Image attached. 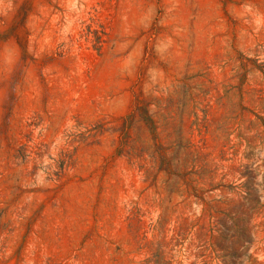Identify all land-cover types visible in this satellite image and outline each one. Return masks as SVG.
I'll return each mask as SVG.
<instances>
[{"label": "rangeland", "instance_id": "1", "mask_svg": "<svg viewBox=\"0 0 264 264\" xmlns=\"http://www.w3.org/2000/svg\"><path fill=\"white\" fill-rule=\"evenodd\" d=\"M0 264H264V0H0Z\"/></svg>", "mask_w": 264, "mask_h": 264}]
</instances>
